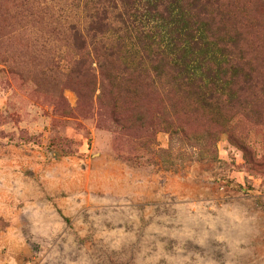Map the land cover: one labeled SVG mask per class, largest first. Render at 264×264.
Masks as SVG:
<instances>
[{
  "label": "rangeland",
  "instance_id": "obj_1",
  "mask_svg": "<svg viewBox=\"0 0 264 264\" xmlns=\"http://www.w3.org/2000/svg\"><path fill=\"white\" fill-rule=\"evenodd\" d=\"M20 1L0 0V264H264V0H218L219 34H242L251 82L226 126L203 117L197 138L174 145L160 128L99 123L79 97L93 92L77 71L98 70L68 23L90 0ZM142 4L111 13L127 55L138 28L175 43ZM142 91L149 107L164 100ZM212 143L211 157L186 161Z\"/></svg>",
  "mask_w": 264,
  "mask_h": 264
},
{
  "label": "trees",
  "instance_id": "obj_2",
  "mask_svg": "<svg viewBox=\"0 0 264 264\" xmlns=\"http://www.w3.org/2000/svg\"><path fill=\"white\" fill-rule=\"evenodd\" d=\"M90 1L91 6L84 15L80 14L86 4L76 5L77 18L68 25L76 46L84 53L91 51L93 59L90 61L97 65L98 71L87 66L77 73L88 79V83L84 80L85 88L93 92L91 98L86 97L82 88L79 97L84 98L88 110L91 106L97 109L99 123L110 120L112 124L124 128L122 122L128 121L126 124L129 126L125 130L138 126L147 137L152 138L160 128L169 134L171 145L180 144L186 137L197 138L196 129L192 128L203 117H209L214 123L213 117H222V121L216 124L226 126L229 113L235 107L233 99L246 92V86L251 82V72L243 69L242 44L245 40L242 34H219L227 21L221 12L223 6L220 1ZM142 2L156 21L172 25L175 43L171 47L164 46L153 33L138 28L133 37L136 49L127 55L123 47L124 39L115 38V19L111 13L121 17L124 11L129 13ZM18 4L20 8H27L30 7V0H22ZM209 38L211 40L208 41ZM209 43L214 44V50L220 51V56H206ZM231 47L240 54L239 64L231 63L234 57L225 55ZM83 61L85 59H80L81 65ZM238 77L242 80L235 88L232 86L233 80ZM142 88L149 96L164 98L159 99L158 108L140 103L138 94L144 95ZM127 113L134 121H129L125 115ZM125 137L130 138L128 135ZM213 152L212 143L205 149H194L186 161L211 157Z\"/></svg>",
  "mask_w": 264,
  "mask_h": 264
}]
</instances>
